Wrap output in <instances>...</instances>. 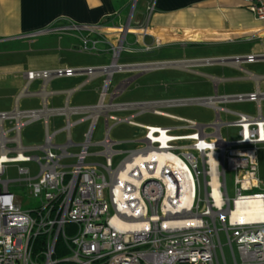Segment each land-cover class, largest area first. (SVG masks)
I'll return each mask as SVG.
<instances>
[{"label": "built area", "instance_id": "obj_1", "mask_svg": "<svg viewBox=\"0 0 264 264\" xmlns=\"http://www.w3.org/2000/svg\"><path fill=\"white\" fill-rule=\"evenodd\" d=\"M136 1L132 0L124 22L65 21L29 34L74 35L82 51L108 53L110 62L26 74L28 80L76 74H84L88 80L103 74L98 104L71 109L87 112L91 122L71 164L63 162L71 156L69 138L57 145L54 134L47 131L44 145H23L22 127L43 117L44 111L15 108L0 112V175L8 163H35L38 167L35 174L29 167H18L25 177L17 181L25 182L28 194L38 202L32 209H24L10 190L14 180L0 179V264H264V179L258 167L259 151H264V116L226 106L241 101L259 103L264 92L103 103L107 95L112 100L121 92L116 88L110 93L114 73L151 68L118 62L124 51L139 49L133 43L150 48L142 42L149 31L132 23ZM243 2L257 19L264 20V0ZM153 7L150 4L149 9ZM257 59L260 57L248 55L232 60ZM187 103L213 108L214 120L200 123L159 109L165 104ZM128 109H138L137 114L151 111L179 124H143L134 120L137 114L124 118L110 114L111 110ZM98 114L104 117L105 132L94 143ZM6 120L12 125L8 130ZM109 120L126 122L138 131L129 141L112 140ZM70 126L68 122V130ZM11 131L13 137H9ZM126 143L135 145L128 150L116 148ZM93 145L101 149L90 152ZM34 150L40 153L31 154ZM121 156L114 166L113 160ZM88 158L94 161L87 162Z\"/></svg>", "mask_w": 264, "mask_h": 264}, {"label": "crops", "instance_id": "obj_2", "mask_svg": "<svg viewBox=\"0 0 264 264\" xmlns=\"http://www.w3.org/2000/svg\"><path fill=\"white\" fill-rule=\"evenodd\" d=\"M131 3L132 0H0V44L31 40L41 35L29 36V34L46 29L58 22L71 21L77 24H98L111 20L124 22L131 11ZM150 4L154 5L152 10L149 9ZM132 23L149 31L148 35L143 37L142 42L150 48L140 50L155 53V50L159 51L163 47L178 46L175 47L176 50L167 51L169 53H165L166 51L159 53L160 57H169L168 59L175 62L155 63L158 65L157 67L176 65L182 71L206 78L211 82L214 93L218 94L221 86L226 89L229 83L234 82L248 84L243 93L264 92V58H261L264 56V20L257 19L246 8L243 0H137L133 10ZM61 35H68L79 41L74 35ZM145 39H150V43H146ZM177 48H182V51L188 53L181 54ZM102 54L108 55L109 59L108 53ZM162 54H168V56H162ZM248 55H256L260 59L254 62L242 60L239 63L232 60ZM107 64H109V60ZM254 66L257 69L250 70V67ZM137 77L139 75L129 77L121 82L116 87L121 90L116 98L121 96ZM55 78L57 77L48 80L41 78L31 80L41 82L42 85L39 91L33 92L31 95L40 94L42 97L38 110L45 112L44 116L40 118L46 120V128L48 129V119L51 115L63 114L71 125L69 120L71 115L83 114L78 122L90 121L87 112H73L71 109L95 106L100 99L92 104L72 105L71 97L93 79L99 80L100 86L103 74H97L88 80L84 74H76L71 77L62 76V78L76 79L78 85H72L66 89L52 88L47 91L45 87ZM113 78L114 74L111 78L110 93L116 89L112 88ZM22 93L24 92L22 91ZM66 93L68 96L64 103L55 104L54 99L49 101V98ZM115 99L113 96L111 100L110 95H107L103 103L112 101L114 104ZM262 102L264 99H261L259 103L251 102L255 103V112L243 113L256 115L260 112L264 116ZM164 106L179 105L165 104ZM15 108L20 110L19 103L15 104L13 109ZM111 112L114 110H111L110 114H112ZM100 116L102 115L98 114L97 119ZM70 127L68 138L73 144L67 148L71 156L66 158L64 163L65 161L68 163H71L70 160L74 161L75 154L79 149V143L72 140ZM56 133H53L54 137ZM73 147H77V151L70 152L69 149Z\"/></svg>", "mask_w": 264, "mask_h": 264}, {"label": "rangeland", "instance_id": "obj_3", "mask_svg": "<svg viewBox=\"0 0 264 264\" xmlns=\"http://www.w3.org/2000/svg\"><path fill=\"white\" fill-rule=\"evenodd\" d=\"M130 42L133 38L129 37ZM146 43H150V39H145ZM133 47L142 48L143 45H136ZM178 46H167L161 50H155V53H150L144 50L132 49L124 51L118 59L119 64H155L162 61H169V57H160L159 53H169L167 51L175 49ZM176 50V49H175ZM178 52L188 53L178 49ZM176 52V51H175ZM171 55V54H169ZM168 56V54H162ZM110 62L108 55H95L87 51H82L80 43L76 38L68 35L60 34H46L34 37L31 40H18L0 44V112H10L16 103H19L20 110H38L41 105L42 97L40 94L31 95L33 92L39 91L42 87L41 82L31 81L26 78V74L30 71H53L65 68H85V67H100ZM158 66V65H157ZM257 68L250 67L254 71ZM139 75L128 86L126 91L115 99V103H133L146 101H168L178 99H194L212 96L214 94L211 82L203 77H198L190 72L180 70L176 65H165L157 68H152L145 72L130 70L114 73L112 88H116L121 82L129 77ZM87 77V76H86ZM40 78H36L38 80ZM83 80V79H82ZM78 85L76 79H67L57 77L47 84L46 90L50 89H66L72 85ZM244 82L229 83L226 89L219 88V94H237L243 93L247 89ZM101 86V85H100ZM99 80L93 79L84 85L79 92L74 93L71 97L72 105H87L97 102L99 99L98 89ZM24 92L21 94V92ZM26 93V94H25ZM67 93L56 95L49 98V101L54 99L55 104L64 103L67 98ZM57 106V105H56ZM226 106L236 112H255V103L241 101L228 103ZM264 107V102H262ZM160 110L165 113L189 118L200 123H210L215 118V111L213 108L197 103L179 105V106H164ZM138 109H128L124 111H114L112 114L119 118L128 117L132 114H137ZM83 117V114H76L70 116V133L72 140L76 143L85 140V133L88 131L90 121L78 122ZM224 118V116H221ZM229 119H234L233 115H229ZM136 122L151 125L173 126L179 124V121L173 118L159 116L153 114L151 111H146L137 114L134 118ZM5 129L8 130L10 120L5 121ZM110 138L118 141H129L133 139L138 129L126 122L115 123L109 120ZM10 126V127H9ZM53 134L57 132L53 143L63 145L68 140V119L63 114L51 115L48 119V129L43 118L35 119L25 124L21 129V138L24 146H41L46 140V132ZM105 132V120L100 116L96 121V126L93 134V142L96 143L103 138ZM15 135L14 131L9 133V137ZM134 143H126L116 146L118 149H132ZM77 147L70 148V152L77 151ZM101 149L100 146L93 145L90 147V152H97ZM31 154H39V150L30 152ZM259 174L264 179V151H259L258 155ZM121 157L113 160L114 166H117ZM93 159V160H92ZM96 159V158H95ZM100 162L103 160L97 158ZM94 161V158H88L87 162ZM72 163L73 160H70ZM67 164L68 162L65 161ZM68 163V164H71ZM29 167L31 174H35L38 167L35 163H8L5 164V172L0 175V179L14 180L10 183V190L16 194L21 201L24 209H32L37 206V200L33 199L28 194V189L24 186L25 182L17 181V179L25 177V175L18 172V167ZM230 180L228 176L229 194L232 196L233 191L230 188ZM228 256V252L226 251Z\"/></svg>", "mask_w": 264, "mask_h": 264}, {"label": "water", "instance_id": "obj_4", "mask_svg": "<svg viewBox=\"0 0 264 264\" xmlns=\"http://www.w3.org/2000/svg\"><path fill=\"white\" fill-rule=\"evenodd\" d=\"M205 61H206V60H205ZM148 66H150L151 68H153V67H155V66L157 67L156 64H155V65L152 64V65H148Z\"/></svg>", "mask_w": 264, "mask_h": 264}]
</instances>
